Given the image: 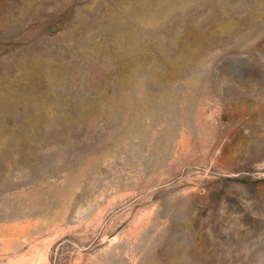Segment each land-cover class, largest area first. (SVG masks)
<instances>
[{
    "label": "rangeland",
    "instance_id": "obj_1",
    "mask_svg": "<svg viewBox=\"0 0 264 264\" xmlns=\"http://www.w3.org/2000/svg\"><path fill=\"white\" fill-rule=\"evenodd\" d=\"M0 264H264V0H0Z\"/></svg>",
    "mask_w": 264,
    "mask_h": 264
}]
</instances>
